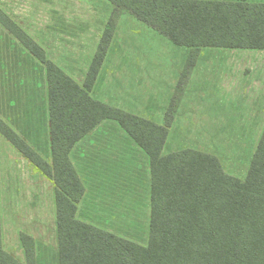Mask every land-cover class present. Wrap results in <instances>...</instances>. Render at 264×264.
<instances>
[{
  "label": "rangeland",
  "instance_id": "rangeland-1",
  "mask_svg": "<svg viewBox=\"0 0 264 264\" xmlns=\"http://www.w3.org/2000/svg\"><path fill=\"white\" fill-rule=\"evenodd\" d=\"M0 9L80 86L114 14L108 0H0ZM190 50L122 12L91 96L157 125L174 111L163 155L187 149L210 154L226 174L244 181L264 132V50L201 49L194 70L187 68ZM46 70L0 23V117L51 163ZM71 158L85 186L78 218L147 246V154L108 120L75 146ZM28 161L46 194L6 198L4 249L25 263V234L34 240L37 264H57L56 186Z\"/></svg>",
  "mask_w": 264,
  "mask_h": 264
},
{
  "label": "trees",
  "instance_id": "trees-1",
  "mask_svg": "<svg viewBox=\"0 0 264 264\" xmlns=\"http://www.w3.org/2000/svg\"><path fill=\"white\" fill-rule=\"evenodd\" d=\"M106 26L83 86L49 62L0 9V23L46 65L50 157L46 161L0 117L2 134L56 186L57 264H264V132L247 178L224 172L213 155L187 149L163 155L175 112L157 125L91 96L122 12L171 43L204 48L264 50V3L253 0H108ZM190 66L194 63L191 62ZM116 121L147 154L151 169L147 246L81 221L85 186L72 161L75 146L104 121ZM26 262L4 249L0 208V264H37L34 240L21 235Z\"/></svg>",
  "mask_w": 264,
  "mask_h": 264
},
{
  "label": "crops",
  "instance_id": "crops-1",
  "mask_svg": "<svg viewBox=\"0 0 264 264\" xmlns=\"http://www.w3.org/2000/svg\"><path fill=\"white\" fill-rule=\"evenodd\" d=\"M184 48L189 50L187 47ZM191 53L192 52H189V55ZM191 62L194 63L192 66H190V64H192ZM196 62L197 58L195 61L187 62V68H192V70H194L196 68ZM19 154L20 152L0 134V208L4 245V205L6 198L17 197L20 193H28V195L31 194L41 197V195L45 193V184L43 185L44 180L33 170L31 163L26 158H22Z\"/></svg>",
  "mask_w": 264,
  "mask_h": 264
}]
</instances>
